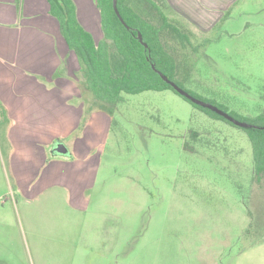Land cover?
<instances>
[{"label":"rangeland","instance_id":"rangeland-1","mask_svg":"<svg viewBox=\"0 0 264 264\" xmlns=\"http://www.w3.org/2000/svg\"><path fill=\"white\" fill-rule=\"evenodd\" d=\"M163 11L191 40L166 36L176 81L238 120L263 114L264 0H238L207 30ZM89 29L99 43L102 24ZM124 97L82 200L64 188L22 198L0 131V264H264L246 130L171 90Z\"/></svg>","mask_w":264,"mask_h":264},{"label":"crops","instance_id":"crops-1","mask_svg":"<svg viewBox=\"0 0 264 264\" xmlns=\"http://www.w3.org/2000/svg\"><path fill=\"white\" fill-rule=\"evenodd\" d=\"M158 1L163 10L205 30L238 2ZM73 2L86 30L92 33L89 28L102 24L97 0ZM81 74L49 0H0V131L9 145L17 193L24 199L64 188L82 200L93 185L95 151L110 132L111 118L95 110L87 114L94 97Z\"/></svg>","mask_w":264,"mask_h":264},{"label":"trees","instance_id":"trees-1","mask_svg":"<svg viewBox=\"0 0 264 264\" xmlns=\"http://www.w3.org/2000/svg\"><path fill=\"white\" fill-rule=\"evenodd\" d=\"M49 2L64 39L79 58L84 84L94 97L87 114L94 110L108 113L125 101L124 95L171 90L195 108L232 124L178 94L158 73L185 89L176 81L178 64L167 49L166 36L184 47L190 45L191 40L190 35L164 13L157 0H118V10L127 26L117 16L113 0H97L103 29V39L99 43L81 24L73 0ZM216 106L227 112L223 106ZM242 121L255 126L245 130L253 147L254 181L261 182L264 180V113Z\"/></svg>","mask_w":264,"mask_h":264},{"label":"water","instance_id":"water-1","mask_svg":"<svg viewBox=\"0 0 264 264\" xmlns=\"http://www.w3.org/2000/svg\"><path fill=\"white\" fill-rule=\"evenodd\" d=\"M113 7L115 9V12H116L117 16L121 20V22L125 26H127L125 21H124V19L121 16L119 10H118V0H113ZM140 40L142 41V37L141 36H140ZM145 46H146V44H145ZM158 73L163 78V80H165L169 85H171L174 88V90L178 94H180L181 96L185 97L186 99L191 101L193 104H195L197 106H200V107H203V108H206V109H209L212 112H215L216 114L222 116L223 118H225L226 120H228L229 122L234 124L235 126H238V127L244 128V129L245 128H253V127H255V126H253V125H251V124H249L247 122H244V121H241V120H238V119L234 118L233 116H231L227 112L223 111L219 107H217V106H215V105H213L211 103L205 102V101L193 96L187 90H185L182 87H180L177 83H175L174 81L169 80L163 73H161L159 71H158ZM58 150L62 151L61 149H58ZM63 151H66V150H63Z\"/></svg>","mask_w":264,"mask_h":264}]
</instances>
